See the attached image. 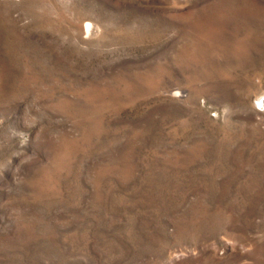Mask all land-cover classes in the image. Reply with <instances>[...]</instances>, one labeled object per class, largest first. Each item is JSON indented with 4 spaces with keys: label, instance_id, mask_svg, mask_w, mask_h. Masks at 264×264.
I'll return each mask as SVG.
<instances>
[{
    "label": "rangeland",
    "instance_id": "obj_1",
    "mask_svg": "<svg viewBox=\"0 0 264 264\" xmlns=\"http://www.w3.org/2000/svg\"><path fill=\"white\" fill-rule=\"evenodd\" d=\"M260 94L264 0H0V264H264Z\"/></svg>",
    "mask_w": 264,
    "mask_h": 264
},
{
    "label": "bare ground",
    "instance_id": "obj_2",
    "mask_svg": "<svg viewBox=\"0 0 264 264\" xmlns=\"http://www.w3.org/2000/svg\"><path fill=\"white\" fill-rule=\"evenodd\" d=\"M93 29H94V27H93V25H92L90 22H85L84 24H82V25L80 26V31H81L82 33H84L85 35H90V34H92V32H94ZM171 94H172L173 96H176V97H181V91H179V90H177V89H172V90H171ZM261 95H264V94H260V95H258V96H261ZM258 96L255 98V99L258 100V102H257L256 104H257V105H260V106L264 105V96L259 97V98H258ZM259 108H260V109H261V108L264 109V106H263V107H259Z\"/></svg>",
    "mask_w": 264,
    "mask_h": 264
},
{
    "label": "water",
    "instance_id": "obj_3",
    "mask_svg": "<svg viewBox=\"0 0 264 264\" xmlns=\"http://www.w3.org/2000/svg\"><path fill=\"white\" fill-rule=\"evenodd\" d=\"M258 107H263L264 105L260 106V105H257Z\"/></svg>",
    "mask_w": 264,
    "mask_h": 264
}]
</instances>
